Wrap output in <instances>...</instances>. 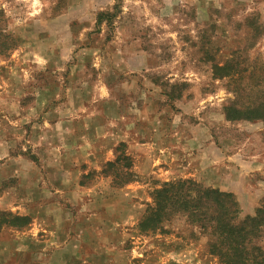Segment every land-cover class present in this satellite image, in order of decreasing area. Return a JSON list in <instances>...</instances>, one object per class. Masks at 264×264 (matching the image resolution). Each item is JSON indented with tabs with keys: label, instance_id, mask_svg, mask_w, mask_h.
Returning a JSON list of instances; mask_svg holds the SVG:
<instances>
[{
	"label": "rangeland",
	"instance_id": "rangeland-1",
	"mask_svg": "<svg viewBox=\"0 0 264 264\" xmlns=\"http://www.w3.org/2000/svg\"><path fill=\"white\" fill-rule=\"evenodd\" d=\"M84 105L93 112L88 122ZM135 118V139L149 143L151 155H162L165 132L178 131L181 122L189 124V135L193 126L212 131L222 153L244 144L247 154L262 152L264 0H0V222L35 211L54 194L61 180L55 148L69 149L67 137L73 141L89 127H127ZM89 138L98 144L94 133ZM118 154L128 159L91 168L82 179L100 192L96 206L118 224L105 226L118 243L105 254L108 262L223 264L209 253L208 237L182 213L154 232L140 231L155 190L191 177H180L178 169L173 176H139L127 143L117 146ZM70 159L74 163L75 155ZM33 223L1 229L0 264H40L47 254L61 264L56 249L22 243L36 241L39 222ZM87 237L97 241L94 232ZM53 238L57 234L41 230L45 245ZM87 251L84 257L92 255Z\"/></svg>",
	"mask_w": 264,
	"mask_h": 264
},
{
	"label": "crops",
	"instance_id": "crops-1",
	"mask_svg": "<svg viewBox=\"0 0 264 264\" xmlns=\"http://www.w3.org/2000/svg\"><path fill=\"white\" fill-rule=\"evenodd\" d=\"M84 107L82 109L83 120H91L93 114L91 107L86 105ZM120 118L125 117L121 116ZM131 119H133V114ZM109 120L107 119V122ZM136 122L137 118L130 122L132 125H127V127L117 123L115 124L116 127H111L109 124L106 127L100 126V130L90 127L82 129L77 132V139L72 141L69 139V137L72 138L71 136L67 137L64 147H70L69 149L59 147L58 150L55 148V151H58L60 155L57 172L59 174L58 180H61L54 184V194L48 196L49 198H43L50 203L47 201V204L39 203L38 208L34 209L35 211L24 214L31 220L26 225L27 227L29 225L32 227L35 224L33 222L36 224L39 222V225L34 227L38 231L37 237L35 236L36 232H31L33 229L29 228L28 233L35 236L36 241L22 242L26 248L29 245H37L40 248L45 246L48 249H56L54 253L59 254L60 257H57L60 259L57 260L61 264H85L86 261L92 264H95V261H98V264H113L108 262V255L105 256V254L108 250L115 249L118 243L114 238L107 235L105 226L118 227V224L108 220L107 209L100 207V205L96 206L94 199L102 200L100 192L94 187L87 186L82 179L89 169L101 168L104 164L113 162L116 158L117 146L122 143H127L129 153L135 157L134 168L137 175H149L151 172L164 171L167 173L166 175L170 173L173 176L178 169L182 178L191 177L205 185L234 194L239 203L241 214L245 216L255 214L259 201L264 197V149L262 152L247 154L246 144H244V147L240 149L236 145L235 147L232 146L234 148L230 153H222L221 150L223 149H219L212 131L209 132L200 126H193L192 133L189 135V124L181 122L178 131L170 128L165 132L167 138L164 139L165 146H163L162 155H159L157 151L151 155L152 152L147 150L149 143L135 139L140 138V131ZM92 133L99 137L98 144L100 147L97 150V140L89 138L92 137ZM171 137L174 139L172 140ZM176 143H178L179 150L175 148ZM191 149L195 150V152L193 151L194 157H189V150ZM225 149L228 151V148ZM215 150H219L220 153ZM138 151L148 153V155L145 154L144 156ZM73 155H75L74 163L70 159V156ZM163 163H166V167L161 168ZM177 164L179 168H177ZM158 175H164L163 177L168 179L165 174ZM93 200L94 204L92 203ZM106 200L108 199H103V201ZM34 201L36 202L38 199L36 198ZM91 205H94V208ZM41 217L47 218L50 223L43 225L39 219H34ZM77 217L78 222H76ZM132 224L134 225L135 222L133 221ZM47 225H52V227L49 228ZM75 226L80 227L75 231L77 233L74 236L73 229ZM41 230H49L57 234V240L53 238L55 243L45 245L39 239ZM93 232L97 236V241L91 244L87 239V234ZM31 239L33 240L32 237ZM25 245L22 246L25 247ZM84 250L86 254H89L87 250H90L92 255L84 257ZM102 256L103 259H101ZM39 259L40 264H53L54 261L52 257H49V254ZM23 260V258L19 259L21 263Z\"/></svg>",
	"mask_w": 264,
	"mask_h": 264
},
{
	"label": "trees",
	"instance_id": "trees-1",
	"mask_svg": "<svg viewBox=\"0 0 264 264\" xmlns=\"http://www.w3.org/2000/svg\"><path fill=\"white\" fill-rule=\"evenodd\" d=\"M127 159V155L118 154L107 165L116 166ZM131 165L126 164V169L133 176L128 170ZM153 199L154 207L147 208L138 225L141 232H154L164 220L182 213L208 237L209 253L223 264H264V199L254 215L242 218L234 194L191 178L165 182L155 190ZM6 218L0 222V231L8 224L23 227L30 221L24 215Z\"/></svg>",
	"mask_w": 264,
	"mask_h": 264
}]
</instances>
